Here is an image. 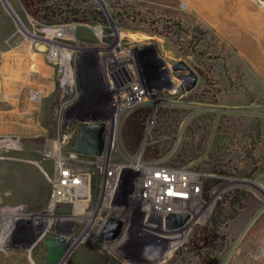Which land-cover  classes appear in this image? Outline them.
I'll return each instance as SVG.
<instances>
[{"label": "rangeland", "instance_id": "rangeland-1", "mask_svg": "<svg viewBox=\"0 0 264 264\" xmlns=\"http://www.w3.org/2000/svg\"><path fill=\"white\" fill-rule=\"evenodd\" d=\"M248 13L264 32V0ZM235 29L199 0H0V66L12 61L20 98L0 75V153L42 166H0V211L19 231L0 264H31L30 244L49 264L50 237L67 242L55 264H264V51ZM90 124L100 153L75 148ZM60 168L87 199L54 213ZM173 213L188 217L171 227ZM110 218L121 228L104 237Z\"/></svg>", "mask_w": 264, "mask_h": 264}, {"label": "bare ground", "instance_id": "bare-ground-1", "mask_svg": "<svg viewBox=\"0 0 264 264\" xmlns=\"http://www.w3.org/2000/svg\"><path fill=\"white\" fill-rule=\"evenodd\" d=\"M199 1H201L205 5V8L206 9L210 10L212 13L216 14L218 17H220L224 21L228 22V24L230 26L236 28L235 30H237V32H238V29L237 28H239V29L243 30L246 34H250V38L252 36V40L258 46H261L262 49H263V51H264V32H261V34H260L259 33L260 30H258L256 26H252L251 24H248V26H247L246 21H245V18H247V14H249L248 13L249 5L251 6L252 1H254V0H250V3L251 4H249V2L247 0L248 3L244 2V4H242V5L237 4L238 3V0H199ZM253 5L257 9H261L262 8L261 7L262 5L261 6H260V4L258 5L256 2H254ZM244 22H245V24H244ZM60 30L61 29L58 30L59 31L58 33H60V35H61L62 31H60ZM46 32H48V30ZM49 36H51V35H49ZM14 40H15V38H14ZM61 51H63V49ZM6 57H9V56H6ZM11 62H10V60L8 58H4V60L2 59V62H1L0 75H1L3 81H4L5 85H6V87H5V89L3 90L2 93H4L8 97V99H10V101H12L13 103L14 102L15 103L17 102V104H18L19 103L18 100L20 98H13L16 94L14 96L12 95V94L16 93L17 91H19V88L15 85L14 81H11L10 80V78H11L10 77V72H11L10 71L11 70L10 69V66H11ZM63 65H65V64L63 63ZM11 67H13V66H11ZM23 70H25V69H23ZM96 72H98V71L96 70ZM18 77H20V76H18ZM12 78H14V77H12ZM71 79H72V77H71ZM48 86L49 85H47L46 87H48ZM36 97H37V95H36ZM18 105H20V104H18ZM56 146L57 145L53 141L52 148L49 149L50 155L56 156V154H57ZM10 154H8V153H0V166H2V168H4V166L6 167V166L13 165V164L20 165V166L22 165V167H24V169L26 167L27 168H36L35 166H38V167L41 166V164H40L39 161L31 160V159H25V158H21V157H14V156H12ZM144 169H145V167H144ZM148 170L151 171V168H148ZM60 171H61V174L60 175H63V176H58L57 174L54 177L51 176V175H47L49 177V179L52 181V185H53L52 198H51L50 203H49L50 210L52 212H54L56 210L57 205H58V201L63 200L64 198H70L71 201L73 200L74 203L76 202L79 205H80V202L78 203V199H83L84 198L83 199L84 200V203L82 205H80V207L83 206V205H85L86 204L85 201H86L87 198L83 194V191H85V188L82 186V184H84V183H81L82 180H83V178H82L83 176H79L78 174H73L74 172L71 173V171H67L66 172L64 168H63V170H61V168H60ZM21 173H22V175H21V177L19 176L18 179L25 180L26 179V177H25V175H26L25 174V171L23 170ZM154 175L157 176V177H161V178L167 179L166 173L165 172H161V170L155 171L154 172ZM172 176H174V175H172ZM172 181H173V178H172ZM170 182H169V184H170ZM152 183H154V182H152ZM173 184H174V182H173ZM173 184H172V186H173ZM175 184H176V182H175ZM76 209L78 210V208H76ZM54 218H55V216H53V215L50 216L49 221L50 222L53 221ZM16 220H17V215L14 212L0 211V246L7 245L9 243H13V239L15 241L16 234L17 235L19 234L18 233L19 232L18 229L15 227V225L17 224V221ZM32 248H33L32 244H30L28 246V248H27V250H28V259H29V261H30L31 264H38L36 262L34 256H33V254H32ZM8 255H10V253ZM1 256H2V254L0 253V257Z\"/></svg>", "mask_w": 264, "mask_h": 264}, {"label": "water", "instance_id": "water-1", "mask_svg": "<svg viewBox=\"0 0 264 264\" xmlns=\"http://www.w3.org/2000/svg\"><path fill=\"white\" fill-rule=\"evenodd\" d=\"M173 68L175 70L186 69L190 71V74L186 76L189 79L188 88H192L196 84L197 74L185 60H178L173 64ZM101 126V124L88 125L81 138L77 141L75 148L85 153H100L103 147L99 136ZM187 217L188 214L185 213H173L168 217L169 226H177L184 222ZM47 244L49 245L48 263L55 264L65 251L67 242L63 237L59 239L50 237L47 238Z\"/></svg>", "mask_w": 264, "mask_h": 264}, {"label": "flooded vegetation", "instance_id": "flooded-vegetation-1", "mask_svg": "<svg viewBox=\"0 0 264 264\" xmlns=\"http://www.w3.org/2000/svg\"><path fill=\"white\" fill-rule=\"evenodd\" d=\"M187 82L189 83V79H187ZM121 224L119 220H116L115 218H110L106 224V227L104 228L102 232V236L108 237L109 235L116 236L121 228Z\"/></svg>", "mask_w": 264, "mask_h": 264}, {"label": "built area", "instance_id": "built-area-1", "mask_svg": "<svg viewBox=\"0 0 264 264\" xmlns=\"http://www.w3.org/2000/svg\"><path fill=\"white\" fill-rule=\"evenodd\" d=\"M161 172H165L166 173V177H167V179L166 180H170V179H172V177H171V173L170 172H168V171H165V170H161ZM173 175H175V174H173ZM176 175H177V177H179L178 179H179V181L182 183V184H186L187 182H189V179H190V176L189 175H185V174H182V173H179L178 171L176 172ZM162 179H165V178H162ZM174 179V178H173ZM80 183V182H79ZM168 190H170L171 192H174V193H176L174 196H178L179 194H183V196H185L184 194V192H180L178 189H173L172 187L171 188H169ZM178 194V195H177ZM181 196V195H180Z\"/></svg>", "mask_w": 264, "mask_h": 264}]
</instances>
